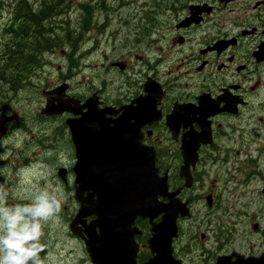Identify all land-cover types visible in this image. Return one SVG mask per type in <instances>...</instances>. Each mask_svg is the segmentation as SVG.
<instances>
[{
    "label": "flooded vegetation",
    "instance_id": "obj_1",
    "mask_svg": "<svg viewBox=\"0 0 264 264\" xmlns=\"http://www.w3.org/2000/svg\"><path fill=\"white\" fill-rule=\"evenodd\" d=\"M136 14L139 17L141 12ZM168 15V25L153 31H134L132 26L124 35V56L106 68L109 80L94 78L92 92L76 95L81 100L98 94L102 106L121 107L146 95L148 79L159 81L160 75L169 78L174 70L185 69L183 73L195 89L172 95L180 84L168 83V91L158 105L165 115L175 106L188 103L203 104L207 112L209 107L217 112L226 107L220 98L230 99V113L211 117L214 127L210 136L198 129V115L193 114L189 118L191 127L181 126L176 137L166 121L153 122L143 130L151 132L146 142L157 150L163 173L170 170L168 160L181 166L184 133L191 131L189 137L199 145L195 185L184 198L191 215L180 220L181 232L174 241L180 264H246L247 260L256 264V259L264 264V192L252 202L243 201L247 195L244 186L256 176L252 169L261 164L264 152V97L260 96L264 91V0H173ZM115 41L112 47L117 49ZM132 56L137 67L128 61ZM109 57L105 59L110 61ZM117 63L123 64V74H135L137 81L118 80L113 71L119 69ZM44 119L45 126L53 128L50 119ZM69 147L75 161V146ZM55 148L61 150L62 146ZM209 177L214 178L212 183ZM256 177L264 182L263 175ZM135 227L141 231L135 235L136 262L142 264L153 256L148 246L149 221L138 218ZM127 253L131 260L135 248Z\"/></svg>",
    "mask_w": 264,
    "mask_h": 264
},
{
    "label": "water",
    "instance_id": "obj_2",
    "mask_svg": "<svg viewBox=\"0 0 264 264\" xmlns=\"http://www.w3.org/2000/svg\"><path fill=\"white\" fill-rule=\"evenodd\" d=\"M97 112V111H95ZM94 113V110H92ZM72 133L75 132L73 122H69ZM103 133L90 132V142L87 144L97 146L98 142H102V145L112 143L117 135L114 131L109 129H102ZM84 146V145H81ZM123 156L120 163L117 160V156ZM79 163L76 167V171L79 172V180H77L78 192H82L85 188H93L95 186V192L101 195V200L105 201V194L115 193L117 191L118 198H123L122 193L126 196H135V200L138 201L139 215L143 217H149L151 220L160 213H164V220L161 224L155 225L153 233L158 234L160 239L169 244L171 239L177 233V218L179 214H184V211L180 207L179 201H172V204L166 206L161 205L158 202L159 195H166L168 191V183L166 178H161L158 175V171L155 167V158H150L145 153L144 158L138 160L134 154L126 152H114L110 149L104 151H78ZM109 157H113L116 162V169L118 173L124 175L121 183L109 182L104 175L106 174V167ZM100 174V177L99 175ZM64 178L65 172H62ZM115 188V190L107 188L109 186ZM129 199V198H128ZM117 200L116 197L113 198ZM140 204V205H139ZM89 205L87 201H84V205L81 210L80 218L89 212ZM103 219L106 215L101 216ZM121 217H124L123 215ZM167 232V235H165ZM153 243V241H152Z\"/></svg>",
    "mask_w": 264,
    "mask_h": 264
},
{
    "label": "clouds",
    "instance_id": "obj_3",
    "mask_svg": "<svg viewBox=\"0 0 264 264\" xmlns=\"http://www.w3.org/2000/svg\"><path fill=\"white\" fill-rule=\"evenodd\" d=\"M18 175L20 185L12 193V203L9 192L0 189V264H50V256H41L42 240L45 227L62 211L63 191L49 184L32 186L25 170ZM25 186L27 193L22 191Z\"/></svg>",
    "mask_w": 264,
    "mask_h": 264
},
{
    "label": "rangeland",
    "instance_id": "obj_4",
    "mask_svg": "<svg viewBox=\"0 0 264 264\" xmlns=\"http://www.w3.org/2000/svg\"><path fill=\"white\" fill-rule=\"evenodd\" d=\"M81 1V0H80ZM110 1V2H108ZM128 1V4H125L126 6L122 5L121 3V0H107V5L111 8V10H113L116 6H118L119 4L120 5V10L122 11V14L129 20V18H131L136 11H140L142 7H144L146 5L145 2H142V1H133V0H127ZM118 2V3H117ZM120 2V3H119ZM109 3V4H108ZM114 3V4H113ZM78 4L77 1L74 2V5L76 6ZM113 4V5H112ZM118 4V5H117ZM124 6V7H123ZM123 8V9H122ZM110 10V11H111ZM79 12L78 10L75 8H72L71 9V12H70V20L72 22H75L79 16ZM101 14V15H100ZM102 15L105 16V13H97V16L96 18L98 20H104V16L102 17ZM129 22V21H128ZM101 23H104V22H101ZM120 26L121 24H118L117 25V28L120 29ZM116 27V25H115ZM115 29V28H114ZM113 29V30H114ZM112 30V32H113ZM122 31H125V28H122ZM87 34H93V36L95 37H101V34L97 33L95 30H91L90 32H88ZM107 41L104 43L106 45ZM101 47L102 48H105V46L102 45L101 43ZM52 60L56 63V64H62L64 62L63 59H61L58 54H55V56L52 57ZM34 99L31 101V102H25V101H21L20 104L18 105L19 107V111L22 112L23 110H25L26 112L29 111L30 114H35L38 112V110H40V98L39 96L37 97L35 95V92L32 94ZM1 96V94H0ZM37 98V99H36ZM15 104L18 103V100L15 99ZM6 108V107H4ZM18 109V108H17ZM4 121V120H3ZM38 125L36 126H33L34 128V134H36L37 136L40 135L39 133V129L37 127ZM27 139V137H22V138H19V137H10L8 138L4 143L1 144V146L4 148L5 145H9L10 147H12L16 153L15 157L13 158V163H16L17 165L14 167L17 169V167L20 165V162L18 161L19 160V151H17V148L22 146L24 141ZM30 139V138H29ZM32 139V138H31ZM40 147H32V151L30 152V156H34V158L38 157V153H37V150H39ZM35 149V150H33ZM63 160L67 163H70V160H71V156L68 154V153H64L63 154ZM70 165V164H69ZM37 165H34V166H31V169H27L26 170V173L28 174V177L30 178L29 180L32 179V176L34 175V173H36L37 169H35ZM36 178H41V181H42V177L41 176H37ZM40 181V183H41ZM0 183L3 184V186L10 190L9 192L11 193V198H9V202L12 203V193L16 190L19 189V185H20V180H19V177L14 173L13 170L9 169L8 167H2V165H0ZM0 184V186H1ZM10 184V185H9ZM257 185H260V184H257ZM256 185V186H257ZM22 191H24L25 193L28 192V190H26L25 188L22 189ZM62 191H63V188H62ZM64 194H65V204H67V198L69 200H71V193L69 190H64ZM55 225L56 227H58L57 225V222L55 221ZM55 225H50V227L52 228L51 229V233L54 234V230H55Z\"/></svg>",
    "mask_w": 264,
    "mask_h": 264
},
{
    "label": "trees",
    "instance_id": "obj_5",
    "mask_svg": "<svg viewBox=\"0 0 264 264\" xmlns=\"http://www.w3.org/2000/svg\"><path fill=\"white\" fill-rule=\"evenodd\" d=\"M55 3L56 4H61V3H63V0H57ZM22 6H23V4L21 3L20 4V7H22ZM87 7H88L87 5H82L81 6V8L84 9L85 13L86 12H90L92 14V11H91L92 9L89 8V10H88ZM45 11H46V18H47V17H50L55 12V9L54 8H48ZM63 30H64V33H63L64 36H63V38L58 37L57 38L58 40H57V39H52V38L48 37L47 47H52V46H56V45H62L63 42H66L67 39H71V38L74 39V40L71 39V45H74L73 42L76 41L75 38L77 37L76 36V33H75V37H74V35L72 36V33H71L72 30L69 27H65V28H63ZM82 30L83 31H86V29H82ZM48 31H51L50 24H48ZM64 37H65V39H64Z\"/></svg>",
    "mask_w": 264,
    "mask_h": 264
},
{
    "label": "bare ground",
    "instance_id": "obj_6",
    "mask_svg": "<svg viewBox=\"0 0 264 264\" xmlns=\"http://www.w3.org/2000/svg\"><path fill=\"white\" fill-rule=\"evenodd\" d=\"M175 1V0H174ZM108 2H110V1H108ZM118 3V2H117ZM120 3V2H119ZM178 3V2H177ZM23 4V3H22ZM109 4V3H108ZM114 4V3H113ZM112 4V5H113ZM118 5V4H117ZM119 5H121V4H119ZM176 5V4H175ZM115 9V8H114ZM121 9V8H120ZM123 9V8H122ZM92 11V10H91ZM104 14V13H103ZM101 15V14H100ZM104 15H102V17H103ZM70 36V35H69ZM68 38V37H67ZM66 38V39H67ZM77 38V37H76ZM64 39H65V37H64ZM72 39V38H71ZM58 40V39H57ZM72 40H74V39H72ZM73 43H75V42H73ZM73 47V46H72ZM109 57V56H108ZM108 59H110V57L108 58ZM1 92V91H0ZM36 95V94H35ZM40 98V97H39ZM13 101H16V100H13ZM5 109V108H4ZM31 152V151H30ZM31 155V154H30ZM33 156V155H32Z\"/></svg>",
    "mask_w": 264,
    "mask_h": 264
}]
</instances>
